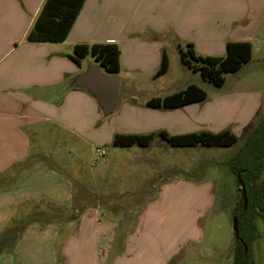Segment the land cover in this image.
Wrapping results in <instances>:
<instances>
[{
	"label": "crops",
	"instance_id": "0c3cea01",
	"mask_svg": "<svg viewBox=\"0 0 264 264\" xmlns=\"http://www.w3.org/2000/svg\"><path fill=\"white\" fill-rule=\"evenodd\" d=\"M46 1L0 0V240L16 234L0 244V264H166L185 244L199 251L202 221L215 204L212 185L163 184L132 216L109 202V190L92 185V176L77 179L47 143L75 150L116 146L118 135L220 133L233 125L244 132L264 108V74L251 72L258 48L264 51V0H86L64 42H29ZM230 42L252 45L245 79L256 89L213 99L207 93L177 109L147 106L190 85L204 90L193 80L174 87L164 79L173 54L185 67L181 53L190 46L201 57H224ZM94 44L120 49L122 123L112 129L95 98L74 86L97 63L88 55L77 64L74 49ZM164 54L169 70L157 77ZM237 103L242 110L224 124L223 109ZM51 157L56 165L44 161Z\"/></svg>",
	"mask_w": 264,
	"mask_h": 264
},
{
	"label": "rangeland",
	"instance_id": "374dc122",
	"mask_svg": "<svg viewBox=\"0 0 264 264\" xmlns=\"http://www.w3.org/2000/svg\"><path fill=\"white\" fill-rule=\"evenodd\" d=\"M172 56L171 73L164 79L174 87L193 80L199 83L212 99L226 97L238 90L257 88L252 84L249 85L245 79L249 76V68L247 69L248 66L245 64L235 73H225L224 85L216 86L210 80L205 79L199 71L195 72L189 67H184L177 54ZM91 57L89 56L84 63L87 64ZM252 65L251 72L264 74V51L260 48L257 50ZM234 106L228 110L223 109L227 115L224 124L231 122L242 110L241 103L234 104ZM119 112L120 108L110 116H105L101 112V122L107 123L111 129L119 126L121 122L117 120ZM263 117L264 108L249 125L250 129L255 128ZM246 129L244 132H239L236 126L231 127L230 130H235L238 136L237 143L232 147L201 145L190 148L174 147L158 133H155V138L148 147L139 145L120 147L112 143H95L73 150L66 149L63 143H47V145L49 152L54 154L57 160L68 163L77 179L83 178L84 180L92 176L94 178L92 185L103 186L104 190H109V202L119 209L125 206L132 214L136 213L132 215L136 217L148 202L156 200L163 184L169 183L176 187L174 182L182 180L199 186L212 185L215 204L202 221L200 232L203 243L199 251L196 250L195 245L185 244L181 247L182 255L170 259L166 264H233L232 250L236 243L233 231L234 211L241 201L242 193L238 189L236 176L230 170V160L243 145L248 132ZM61 141H64L63 138ZM44 161L56 165L52 157ZM262 178L264 179V172ZM131 191H139V196L131 195ZM123 192L125 196L117 197ZM192 207L191 201L190 208ZM255 221L258 225V233L256 240L252 243L251 252L256 264H264V223L258 218ZM188 228L189 232L193 231L191 226ZM198 255L200 256L197 257Z\"/></svg>",
	"mask_w": 264,
	"mask_h": 264
},
{
	"label": "trees",
	"instance_id": "16d2710c",
	"mask_svg": "<svg viewBox=\"0 0 264 264\" xmlns=\"http://www.w3.org/2000/svg\"><path fill=\"white\" fill-rule=\"evenodd\" d=\"M86 0H47L35 25L29 33V42H64L77 17L79 16ZM73 60L79 64L88 55H92L105 72L119 74L120 49L116 44L77 45L74 49ZM252 45L248 42H230L227 44L224 57L198 56L192 46L187 52L181 53L183 63L189 68L199 71L201 75L213 82L216 86H223L225 73H235L252 59ZM193 62L200 63L194 65ZM169 70V58L163 56L161 67L157 77L164 75ZM207 92L196 85H190L185 90L164 97L153 98L147 106L156 109H177L207 99ZM246 129V138L243 145L230 160V170L236 176L238 189L242 193L241 184L245 187L247 206L244 198L234 211V217L238 220L239 239L232 250L233 264H256L252 256L251 246L257 238L258 225L256 218L264 223V117L258 125ZM160 136L174 147H232L238 141L236 135L226 130L220 133L202 132L180 136H171L166 132ZM155 134L149 135H118L114 144L121 147L139 145L147 147L151 144ZM15 232L0 240L5 245L6 240L15 239Z\"/></svg>",
	"mask_w": 264,
	"mask_h": 264
},
{
	"label": "water",
	"instance_id": "95a60500",
	"mask_svg": "<svg viewBox=\"0 0 264 264\" xmlns=\"http://www.w3.org/2000/svg\"><path fill=\"white\" fill-rule=\"evenodd\" d=\"M102 68L99 63L89 64L87 70L76 78L74 86L90 93L98 102L103 114L110 116L116 111L121 77L119 74L104 72ZM241 189L246 208L247 197L243 184H241ZM233 223L235 238L239 239L238 220L236 217H234Z\"/></svg>",
	"mask_w": 264,
	"mask_h": 264
},
{
	"label": "built area",
	"instance_id": "2783aa9c",
	"mask_svg": "<svg viewBox=\"0 0 264 264\" xmlns=\"http://www.w3.org/2000/svg\"><path fill=\"white\" fill-rule=\"evenodd\" d=\"M104 154V152H102Z\"/></svg>",
	"mask_w": 264,
	"mask_h": 264
}]
</instances>
